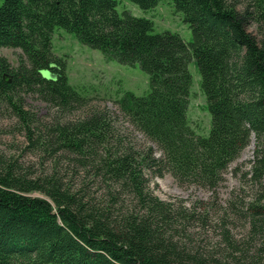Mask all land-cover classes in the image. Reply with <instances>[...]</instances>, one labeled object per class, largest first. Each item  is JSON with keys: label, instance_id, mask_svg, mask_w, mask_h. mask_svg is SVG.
I'll use <instances>...</instances> for the list:
<instances>
[{"label": "trees", "instance_id": "trees-1", "mask_svg": "<svg viewBox=\"0 0 264 264\" xmlns=\"http://www.w3.org/2000/svg\"><path fill=\"white\" fill-rule=\"evenodd\" d=\"M126 1L150 10L162 0ZM170 2L188 25L190 42L154 33L149 19L119 14L116 0H3L0 49L21 54L17 67L0 55V101L22 120L30 141L31 118L15 97L31 94L67 113L87 105L52 51L54 31L62 29L106 62L147 75L146 94L121 90L114 103L160 156L116 142L107 112L37 129V147L51 157H74L104 184L107 198L63 189L55 178L26 180L0 162V264H226L174 240L190 218L149 192L144 171L151 179L169 174L179 185L213 191L254 140L250 173L264 191V0ZM192 60L210 114L207 136L197 135L187 119ZM111 186L129 194L127 208H115L119 195ZM250 211L253 229L264 238V203ZM258 251L250 257L247 247L230 246L220 256L231 264H264V241Z\"/></svg>", "mask_w": 264, "mask_h": 264}, {"label": "rangeland", "instance_id": "rangeland-1", "mask_svg": "<svg viewBox=\"0 0 264 264\" xmlns=\"http://www.w3.org/2000/svg\"><path fill=\"white\" fill-rule=\"evenodd\" d=\"M2 2L0 0V5ZM116 2L119 14L128 11L135 17L151 20L154 33L169 31L177 33L185 42L191 41L188 25L182 21V14L174 11L170 0H162L150 10H142L126 0ZM52 51L65 62L69 84L87 98V105L67 113L59 112L51 104L31 94L22 93L15 97L13 102L21 103L23 112L31 118L30 129L33 135L30 141L25 124L12 107L1 100L0 162L4 166L11 165L15 174L26 180L55 178L61 182L63 189L76 192L83 188L101 201L102 197L107 198L104 194L108 190L104 184H100L92 172L82 169L74 157L61 153L51 157L44 147H37L34 143L38 136L37 129L49 128L56 123H75L86 118L91 111L107 112L116 131V142H120L122 146H131L137 151L150 147L158 157L160 153L155 145L118 114L114 103L121 90L130 91L135 96L146 94L148 78L137 66L106 62L99 51L80 45L73 35L62 29L54 31ZM20 54L19 49H0V55L12 67H17ZM188 70L192 78L187 110L189 126L197 135L207 136L210 114L200 88V75L194 60L189 63ZM254 144L252 140L240 157L228 166L221 183L213 191L192 185H179L169 174L151 179L144 171L149 192L160 201L172 205L174 212L181 209L190 218L174 240L180 239L185 246L198 253H210L214 259L226 264L231 262L222 259L220 253L223 250L230 251V246L242 249L247 247L248 255L257 257L264 238L263 233L253 229L250 209L264 203V191L263 183L250 173ZM109 190L112 194L119 195L115 208H127L130 205L128 193H117L113 186ZM29 196L46 199L40 192H32Z\"/></svg>", "mask_w": 264, "mask_h": 264}]
</instances>
